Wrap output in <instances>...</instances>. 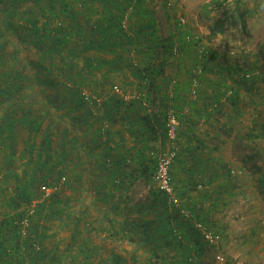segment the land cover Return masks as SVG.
Instances as JSON below:
<instances>
[{"label": "trees", "instance_id": "16d2710c", "mask_svg": "<svg viewBox=\"0 0 264 264\" xmlns=\"http://www.w3.org/2000/svg\"><path fill=\"white\" fill-rule=\"evenodd\" d=\"M153 1L0 0V98L4 99L2 104L8 106L15 98L20 97L24 92L23 84L26 83L29 86L25 88L32 98L30 102L43 100L37 92V87L43 88V92L44 89L58 87H63L64 93L71 91L76 107L90 108L87 115H79L80 123L84 126L90 125L92 130L88 135L92 143L96 149L103 150L99 160L101 171L105 173L109 167L108 171L114 178L112 192L107 196L103 194L99 199L103 204H113L112 216H106V210L100 214L102 212L97 206L94 209L98 214L93 217L88 213V207L83 208L81 201L75 203L73 209L78 207L85 212L82 213L83 217H79L74 223L66 250L51 264H211L208 251L214 246L206 243L197 225L201 224L209 229L207 227L211 226L212 218L190 198L179 194L173 183L172 167L179 152L171 167L170 176L177 196L185 200L181 209H170L166 196L159 190L152 192L153 199L148 204L143 200L134 203L132 197L126 193L114 204L116 195L126 190L130 192L133 183L138 179L135 176V165H145L147 158L151 156H154L151 160L152 169L147 167L142 173L147 174V182L153 183L158 157L164 149L159 151L155 147L153 151L150 146L159 141L163 143L162 146L167 145L168 112L173 110L180 126L186 117L183 113L181 115L178 105L174 103L177 87L173 77V80L165 77L166 69L177 66L179 72L183 71L187 97L193 100L200 98V88L207 85L210 75L218 74L219 80L222 81L225 79V72L222 70L230 68L221 67V71H214V64L205 66V60L213 54L199 42L200 39L185 30L181 23H176L175 31H172L168 41L165 40L160 33L154 12L147 5ZM222 27L220 25V32ZM177 39L180 40L176 41ZM9 45L14 49L12 53L6 51L11 49ZM176 45L180 53L177 57L180 58L183 54L191 58V66L181 65L186 59H177L179 64L172 61L176 59L173 54ZM31 49L38 54V61L27 60L25 51ZM57 62L60 63L59 66L65 65L66 72L70 74L69 79H65L62 84L56 79H43L57 70ZM198 70L201 71L200 75L195 73ZM244 73V80L250 81L252 72L247 70ZM249 75L250 77H247ZM128 78L133 80L131 86L135 87L141 98L136 97L127 103L115 94L114 90L126 86L122 89L123 92L133 95L135 90L127 88ZM254 78L256 77L252 79ZM160 79L165 81V85L157 83ZM193 79H198L200 83L195 97L191 96ZM109 82H112V90L105 93ZM89 86L94 88L96 99L102 100V103L95 102V108L101 110L98 118L94 117L92 112L93 105H89L80 91L81 88ZM229 88L223 96L228 98L231 92L229 98L237 97L234 87ZM156 94L159 96V113L149 114L148 109L153 106ZM221 98L211 103L208 109L213 112L219 110ZM75 110L76 108L71 111ZM188 111L187 108L186 112ZM20 112L22 113L19 116H16L15 111L9 112L4 121H0V264H45L47 254L43 252L41 245L47 235L38 220L59 221L62 218L66 204L60 199L61 193L64 190L74 192L75 185L77 186L76 183H70L68 174L72 167L67 162L73 164L74 172V155L80 141L74 137L68 140L69 129L65 127L61 148L53 147L50 134L42 145L36 146L34 139L42 133L43 116L35 117L32 111L23 107ZM141 112L142 119L137 120L136 117ZM91 118L97 119L92 122ZM73 119L71 117V120ZM117 121L126 128L129 138L134 140L130 150L121 144H115L118 134L115 136L114 127ZM19 126L26 129L32 137L31 145L24 148V152L29 154V163L25 167L33 166V176L29 179L21 178L18 170L13 169L17 155L20 160L24 159L23 154H18L15 149L16 143L13 140ZM179 129L178 127L177 145ZM249 138L264 140V126L260 132L249 134ZM122 141L124 142L123 138ZM90 150L91 147L86 148V155ZM6 151L8 152L4 153ZM43 156L45 161H41ZM253 158L249 157V161L252 162ZM26 173L28 174V171ZM117 177H122L124 181H115ZM61 182H65L62 187H67L66 189L58 188ZM42 187L54 188L56 191L38 203L34 214L29 215L28 211L33 202L40 200L43 195ZM102 188L105 189V186ZM84 195L86 193L83 192ZM122 206L123 209L117 214L115 210ZM182 209L189 213L190 218L181 214ZM132 213L137 217L130 220ZM35 216H38L37 221L33 219ZM25 219H28L29 224L24 228ZM214 229L216 234L222 235L221 229ZM104 232L108 235L106 240L120 237L127 242L134 241L131 243L133 251L128 261L108 254L103 245L95 243ZM257 233L258 231L254 234Z\"/></svg>", "mask_w": 264, "mask_h": 264}, {"label": "rangeland", "instance_id": "374dc122", "mask_svg": "<svg viewBox=\"0 0 264 264\" xmlns=\"http://www.w3.org/2000/svg\"><path fill=\"white\" fill-rule=\"evenodd\" d=\"M239 1L240 4L238 3V0H154L151 3H147V5L154 12V17L160 27V33L165 40L168 41L170 35L175 31L174 26L176 23L184 21L185 30L194 34L197 39H200L199 42L210 51V54H213L212 57L211 55L209 58L207 57V60H205V66H207V64H214V71H221V67H230L229 69H226V71L222 70L225 72V79L223 78L222 81L219 80L220 77L218 78V74L217 76L213 74L212 76L210 75V81L208 80L206 87L208 92L211 91L213 94L218 93L220 96L219 98L222 97L221 102L223 103L224 109L231 107L233 111L240 112L242 116L245 115L242 120V130L243 135H245L246 133L256 134L257 132H260L264 126V0ZM219 4H222V6L219 7ZM242 20H244V22H242ZM220 25L223 26L221 30L222 32L219 30ZM178 40L180 39H177L176 41ZM9 47H11V49L6 51L12 53L14 49L11 45H9ZM26 51L25 55L29 62L39 60V56L34 49ZM181 58L182 61L186 59L181 65L191 66V58H187L183 54L180 58L176 57V59L172 61L179 64L177 59ZM57 64V70L48 77H43L44 80L53 81V79H56L59 84H62L65 79H69L70 74L69 72H66V66L62 64L59 66V62H57ZM247 70L252 72L250 81L244 80V71ZM207 75L208 74H206V76ZM247 77H250V75ZM253 77L256 78L252 79ZM117 83L120 84L121 82ZM111 84L112 82L108 83V86L105 88L108 90L105 93L112 90ZM213 85L216 87L215 90H213ZM23 86L24 92L20 97L15 98V100H13L8 106H4L2 104L4 99L0 98V121H4L6 114L9 112L15 111L17 112L16 116H19V114L22 113L20 111L23 107L32 111L35 117L43 116V118H41L42 133L34 139L36 141V146L42 145L44 139L50 134L54 143L53 147L61 148V146H63V144L61 145V138L65 127L69 129V137L67 139H73L74 131L83 124L80 123L79 115H87V111L88 109L90 110V108L84 106L76 107L75 98L71 97L73 96L72 92L68 91L67 93L65 92V94L62 92L63 87L50 90L44 89V92L43 88L37 87V92L42 96L43 100L40 102H30L32 99L31 94L28 92V89H26L29 85L26 83L25 85L23 84ZM230 86L234 87L233 89L236 90L234 93L236 92L238 95L237 97L232 98V96L229 98L231 96L230 93L228 94V98L223 96L226 90L230 89ZM124 88L126 87L123 86L122 89ZM93 89L94 88L89 86V88H81L80 91L83 95H94L95 97L96 94L93 92ZM122 89L119 88L118 93L114 91L116 92L115 94L119 95V97L125 101H130L133 96L123 92ZM196 98L198 99V97ZM97 100V104L102 103L101 99ZM95 107L94 103L92 112L94 117L98 118L101 110L99 111ZM75 108V111H71ZM248 115L251 116L249 117L251 118L250 120L247 119ZM71 117L74 119L71 120ZM97 118H95V120L91 118V121L95 122ZM14 136L13 140H15L16 143L15 149L18 154H23L24 159L20 160L17 155V162L13 169L18 170L17 173L22 175L21 178L29 179L30 176H33V166L28 168L25 167L26 164L29 163V154L24 152V148L27 145H31V134L26 129L19 126L17 127V132L14 133ZM177 146L179 148V144ZM166 148H168V145L162 147V149ZM7 152L8 151L4 153ZM239 153V156L242 159V166L235 168V174L237 179L241 181L242 189L244 190L248 187V179L251 178L254 180L257 179L261 173L264 174V171L256 174V170L253 168V163H256L264 169V140L260 138L253 140L249 137L244 139L243 142H241V150ZM37 154L38 153H36V157H38ZM251 156L255 157L252 162L249 161V157ZM41 161H45L44 156ZM67 164L72 167L68 176L70 183L74 184L73 164L69 162H67ZM26 171H28V174ZM23 172L26 175L23 174ZM63 183L65 182H61V185L58 186L61 190L67 188L62 187ZM138 185L139 186L133 188L134 194L132 198L134 203L143 200V202L146 201V204H148V202L153 199L152 192L158 190V188L154 183L147 181ZM253 185L254 187H257L255 182H253ZM75 188L76 190L74 192L64 190L61 193L60 199L66 204V209L59 221L50 219L41 221L38 220V216L33 217L34 221L38 220V222L41 223L40 225L44 228L43 232L45 231L47 235V239L44 240L41 245L43 252L47 254L45 264H51L58 255H61L66 250L74 223L79 217H83L82 213L85 212L78 207L73 209L74 204L85 197V195L83 196V193L81 194V185L77 184V186L75 185ZM152 188H154V190ZM42 193L43 191L41 190V194ZM40 198V200L33 202V204L36 203L37 205L38 203H41L46 197L45 195H42ZM254 199V196L252 197L242 193L238 199L240 205L236 208V214H234V207L231 204V207L226 210L224 219L221 220L219 218L220 221H218L217 215L221 212H218L217 210L211 217V226H208L207 228L213 232H215V227L222 230L220 239L215 242L213 244L214 247H210L208 251V260H210L211 264L220 263L217 260V257L223 258L224 262L222 263L227 264L229 258L232 259L233 256L237 254L238 249L234 246V241L237 240V236H240L241 239L245 241L253 240L258 242V244L261 242V244L264 243L263 235H253V233H250L249 231L252 228L254 229L261 215L259 209H255V207L250 208L254 205ZM87 207V209H89L88 213L95 217L97 212L94 207H91L90 202H88ZM246 207H249V215L248 212L243 211ZM239 216L244 219L247 217V219H242L239 223ZM136 217L137 216L132 213L129 219L132 220ZM107 236V233L104 232L100 239L98 238V240H95V243L100 244L99 241L101 240L107 241V244L103 243V247L108 254H114L121 259L128 261L133 251V247L129 244L130 242L122 240L121 242L123 245L121 246L118 244V242H120V237H112L109 240H106ZM262 250H264V248ZM242 251L246 252L245 249ZM127 264H129V262H127Z\"/></svg>", "mask_w": 264, "mask_h": 264}, {"label": "crops", "instance_id": "0c3cea01", "mask_svg": "<svg viewBox=\"0 0 264 264\" xmlns=\"http://www.w3.org/2000/svg\"><path fill=\"white\" fill-rule=\"evenodd\" d=\"M178 68L177 66L172 69L171 67L167 68L165 74V77H169L170 80H173V78L175 79L174 84L177 90L174 103L178 105L176 106L179 107L181 115L186 114L185 119L181 121L179 129V155L172 167L173 183L177 192L190 198L197 207L202 208L205 214H209L210 217L213 216L216 210L221 212L217 215L218 221L225 218L226 210L231 207V204L234 207V214H236V208L240 205L238 199L242 193L252 197L254 196L255 202H253L254 205L250 208L255 207V209H259L261 215L254 229L252 228L249 231L253 233V235L258 231L256 235L264 236V174L261 173L264 169L261 168L260 165L253 163L256 174L261 173L262 175L260 174V176L254 180L251 178L248 179V187L244 190L242 189L241 181L237 179L235 174V168L242 166V159L239 156L241 142L249 137L247 133L243 135L242 130V120L245 115L242 116L240 112L233 111L231 107L224 109L222 102L219 104V110L217 109L215 112L210 108L209 110V105L216 99L220 100V96L218 93L213 94L211 91L208 92L206 85L200 88V98L189 100L187 97L188 90L185 88L186 84H184L186 80L184 79L183 71L179 72ZM179 80L181 81L180 83ZM132 82L133 80L128 78L126 83L129 85L125 84L128 86L127 88L133 89L134 91L135 87L131 86ZM164 82V80L160 79L157 83L163 86L165 85ZM215 88L214 86L213 90H215ZM132 96L131 100H134L136 97L141 98L136 90ZM160 97L162 96L160 95ZM130 101H127V103ZM154 101L153 106L148 109L149 114L159 113L158 94L154 96ZM143 102L146 103L145 101ZM187 108L189 109L188 112H186ZM121 114H123V112ZM120 116L123 117V115ZM142 116L143 113L141 112L137 115L136 119L140 120ZM249 117L251 116L248 115L247 119L250 120L251 118ZM90 130H92L90 129V125L84 126L82 124L74 133V138H79L80 141L79 145L76 146L74 155L75 183L81 185V194L83 192L86 193V197L80 200L83 208L87 207L88 202H90L91 207H99L102 212L100 214H103V211L106 210V216H112V212H114L113 204H103L99 199L104 196L103 194L107 196L109 192H112L111 190L114 189L112 188L114 178L108 171L109 167L106 169L105 173L101 171L102 166L99 165V160L103 150L101 148L96 149L95 144L92 143L88 135ZM125 130L126 128L120 121H117L114 127L115 136L118 134V136L115 137V144H121L130 150L133 147L134 140L129 138ZM162 145L163 143L159 141L155 145L154 143L151 144L150 147L153 148V151L155 147L161 151ZM87 147H91V150L89 154L87 153L86 155L85 151ZM124 154L125 150H123V155ZM153 159L154 156H151L147 158L145 165H135L137 168L135 176L138 179L133 183L130 192L126 190V192L122 191L120 194L116 195L114 204L117 203L118 198L122 199L123 193L132 197L134 194L133 188L147 181V174H143L142 172L147 167L150 170L152 167L151 160ZM109 162L110 160H108V163ZM112 162L114 163L113 158ZM120 178L122 179V177L115 178V181H124L123 179L119 180ZM253 182L257 184V187H254ZM103 186H105V189L102 188ZM84 200H86L85 203ZM122 209L123 206L119 210H115V212L119 214ZM243 211L248 212L249 215V207L244 208ZM239 217V223L242 219H247V217H245V219L241 218V216ZM121 241L122 239H120V242H117L122 246L123 243ZM99 242L100 244L96 243L99 246L103 245V243H108L104 240ZM129 242V244H131L134 241L129 240ZM234 242L235 248L238 249L237 254L233 256L232 259L229 258L227 264H264V250H262L264 248V243L261 244V242L258 244V242L253 240L245 241L242 240L240 236H237V240ZM255 247L259 249V252ZM243 249H245L246 252H243Z\"/></svg>", "mask_w": 264, "mask_h": 264}, {"label": "built area", "instance_id": "2783aa9c", "mask_svg": "<svg viewBox=\"0 0 264 264\" xmlns=\"http://www.w3.org/2000/svg\"><path fill=\"white\" fill-rule=\"evenodd\" d=\"M181 24L185 26L184 21H181ZM173 54L175 57L179 56L180 54L177 45L173 49ZM195 73L200 75L201 71L198 70ZM199 87H200L199 80L193 79L192 94H191L192 97L196 96L197 91H198L197 89ZM114 91L118 93V89H115ZM84 96H85L86 101L89 103V105H93L95 102H98V100L95 97L93 98L87 95H84ZM178 127H179V122H178L177 116L175 115L173 110H170L166 118V129L168 131V143H167L168 148L164 149L159 155L156 174L153 177L154 185L158 188L160 192H162L166 196L170 209H173V207H175L176 209H181V205L185 201L179 198V196H177L173 186L171 185V176H170L171 167L177 157V153L179 152V148L176 144ZM41 190L43 191V195H45L46 197L45 199L52 196L53 192L56 191L54 188H49V187H42ZM35 206H36V203L32 204L31 208L28 211L29 215L34 214ZM181 214L183 216H186L187 218H190L189 213L185 211L184 209L181 210ZM28 224H29L28 219H25L23 222V225H24L23 227L24 228L27 227ZM197 228L200 230V232H202L206 243L210 245L214 244L220 239L219 234H216V232L206 229L201 224H198ZM217 260L220 263L224 262V259L220 257H217Z\"/></svg>", "mask_w": 264, "mask_h": 264}]
</instances>
